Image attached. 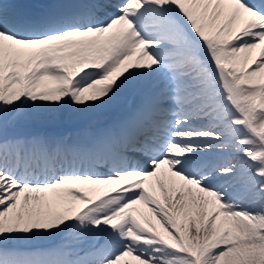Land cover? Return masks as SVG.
Wrapping results in <instances>:
<instances>
[{"label":"snow or ice","instance_id":"1","mask_svg":"<svg viewBox=\"0 0 264 264\" xmlns=\"http://www.w3.org/2000/svg\"><path fill=\"white\" fill-rule=\"evenodd\" d=\"M0 264H264V0H0Z\"/></svg>","mask_w":264,"mask_h":264}]
</instances>
